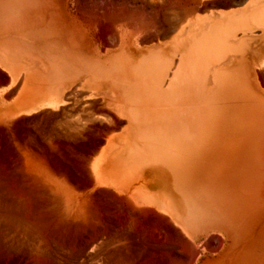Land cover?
Masks as SVG:
<instances>
[{
  "label": "rangeland",
  "instance_id": "rangeland-1",
  "mask_svg": "<svg viewBox=\"0 0 264 264\" xmlns=\"http://www.w3.org/2000/svg\"><path fill=\"white\" fill-rule=\"evenodd\" d=\"M86 1L88 2V4ZM121 1L122 0H0V198H2V200L0 199V201H2V204L0 202V220L2 218V223L4 220L2 217L4 213H11V215H13L14 219L12 218L10 220H13L15 226V223H19L18 219H33V221H35L34 219H37V221H41L40 219H38V217L44 218L42 220H51V218L54 219L59 218L60 216L62 217V215L64 216L66 210L68 209L67 197L81 195V191L77 188V185H80L82 183L81 181L85 183V180H87L86 178H88L89 176L87 171L83 170L84 168L82 165L81 156L85 154L86 151L89 152L90 149H92L94 145L93 142L98 141V138H96L95 136H98L99 134L96 135V132H94L92 133L93 135L88 134L87 136H77L72 138H67L65 136L63 137L60 133V130L58 129V126L59 128H61V122L58 120L60 122L59 124V122L56 120L60 119L62 115H64L63 113L66 110L67 113L69 112L70 114H72L71 118L73 123H71L73 125L81 124V122L83 121L77 117V112L80 113L79 109L81 107L77 104H86L85 106L88 107L90 102L91 105L94 106L95 102L99 101L96 99H100V97L85 92V94L83 93L85 95L84 96L83 94H81V92H75L72 93V95L68 96L70 98H68L64 103L60 104L50 103L49 98L52 96V93L55 90V82L61 77L62 74H72L74 72L82 71V69L85 67H91L94 68V70L97 69L99 72H106L108 68L111 69V67L115 64L116 55L112 53L103 55V53L99 50L101 49V40H106L108 38L110 39V37L113 35L111 33L112 35H108L110 36L108 38L106 37L107 35H105L106 39H103L101 37L103 33H100L101 31L99 30H103L102 27L105 26V23L108 21V19L106 18L107 16H103L107 20L102 19V15L100 13L105 10V12H103L105 14L107 9L108 11H110L111 9H113L112 11H114V8H117L115 7L116 5L122 6L121 4H119L123 2ZM127 1L128 0L124 2ZM204 1H206L205 3L207 4L209 3L216 6L219 5L223 0H203V2ZM227 1L229 3V8L224 9L220 6H217L214 8V10L222 9L225 12H228L240 9L246 4L248 0ZM45 2L50 3V6L48 7V4L46 5ZM40 3L42 4V6ZM127 3L129 4V2ZM27 6L30 9V12L27 11L29 9L25 8ZM43 6H45V8H43ZM75 6L76 8H74ZM79 6L80 8H82L79 9ZM97 6L98 9H96ZM110 6L112 7L110 8ZM31 7L41 8H37L38 12L36 9H34L37 14H39V16L37 14L33 15V13L36 12L33 9L31 10ZM88 7L90 9L92 8L91 10H93V12ZM125 7L128 8L127 6ZM42 8L46 9L44 13L42 11H39L42 10ZM94 8L96 10H94ZM18 9L20 11H24L25 9L28 14H26L25 11L19 12ZM97 10H99L98 13L100 15L97 12L94 13V11ZM119 10L120 8L117 10V12H119ZM82 12H85L86 15H84L85 13L83 14ZM91 12L94 15L98 14L100 16L99 17L97 15L99 19L96 15V18L93 17ZM21 13H24V16ZM30 13L31 16L28 17ZM88 13H90L91 16H87L89 15ZM113 13L115 14V12H112V14L110 12V16L109 13L105 15H108L110 18H112L113 16L115 17ZM19 14H21L22 17ZM32 15L38 22H34L35 19L33 20L34 17L31 18ZM24 17L30 18V21L32 19V21L35 23L34 25L29 23V21L27 22L29 23V25H33L34 28L33 26H30L29 30L27 29L29 25L27 23L28 26H26V19ZM92 17L94 18V20H91ZM101 19L104 21L102 22ZM262 20L263 19H261V22ZM113 21L110 22V27L107 25L109 29L112 28L111 26H115L113 25ZM100 22L103 24V26ZM115 28L117 30L116 26ZM113 29L111 30L113 31ZM105 30L103 32H105ZM234 33L235 36L232 38L233 40L228 39L224 44H221V47H225L222 55H220L222 52L220 48L218 51L220 53L214 52V50L216 51V48L220 47V45L216 48L214 47V49L212 47L213 52L208 51L209 47H206V52H210L207 59L210 58L211 55L216 58L213 54H216V56L220 55V57L219 62H217L218 65L216 63L212 64V66L217 65L215 71L213 70L214 73L213 71H210L206 76L201 75L203 79L201 77L199 79L202 80H200L202 84L197 85L196 87L195 100L198 102L195 101L196 134L194 160L192 163L193 165L189 167L183 164L184 161L179 162V160H176V155L174 154L177 152L171 146V144L168 143L169 140H176L177 138V133L175 132L176 127H174L176 125V121L170 117L171 109H169L168 105L165 103L158 104L157 102H155L154 104L151 103V105L148 106V119H146L145 121L147 125H145L146 127L143 128L146 129L151 136L154 135L156 137L157 135L156 139L146 145H138L137 148H134L135 152L129 149H125L124 152L115 155L114 158L116 162L120 161L123 163H134L135 161H141L145 159V161H143L144 165L139 168L142 176L145 177V180L150 184V186H153L154 189L159 190L165 195L171 196L173 198L172 200L174 201L175 205L173 207L175 208V210L180 214L183 220L189 221L195 228L196 237L194 240L198 245H203L204 243L209 242L210 239L213 240L214 237H219V235L223 239V243L221 240V242L217 240V243L220 242V246L217 244L218 247H215V250L213 248L212 250L208 251L203 249V247L193 264H221V262L222 264H264V145H261V143L264 144V114L262 113V116H256L260 117L258 120L262 119L260 122L257 119L255 121L252 120V118H255L253 114L256 115V113L258 112L253 111L259 109L261 110V108L263 109L262 111H264V107L262 105L264 104V86H262V84L264 85V80L262 79L264 77V71L260 72L264 70V25H262L261 23L249 24L247 28L244 29V31L237 30ZM112 40L114 39L111 38L110 40L106 41H108L109 43V41L112 42ZM111 44H113V42ZM201 44L202 43L198 42L195 45L199 63H201L200 61H202V59H206L207 56V53L205 52V50H203L206 45H204V47H201L203 46V44ZM133 47L134 44H131V49L126 47L125 52L132 51L134 49ZM199 50L200 52L203 50V53H200ZM204 52L206 53V56L204 55ZM200 56L204 57L200 59ZM227 56H230V59H228ZM214 58L211 57L208 60H215ZM216 59H218V57ZM225 60H227L228 62ZM255 69L256 71H258V69L261 70L257 73ZM260 74L263 77L261 76L259 78L258 76H260ZM257 78L262 79V81H259V79ZM209 80L212 81V83L210 82L211 84H206L209 83ZM259 83L262 84L260 85ZM197 84H199V82ZM199 86H201V88H199ZM251 92L253 94L252 96L254 100L260 99L259 102L258 100H255L256 103H260V101H263L262 104L260 103L261 105H258L260 107L262 106L261 108L258 107V109L257 107H254L256 103L253 99L251 100ZM82 95L84 97H81ZM132 97L137 105L140 103L139 98L145 99L144 96L141 95L140 97H138V95L136 94H134ZM85 99L87 103L85 102ZM251 101H253L252 104H255L253 105L252 109L249 108L248 110V107L252 106ZM66 103H68V105H66ZM63 104L66 105V107L68 106V108L64 106V112L60 107ZM84 110L87 111L88 109ZM198 110L200 111L199 113ZM259 112L260 113L258 114H261V111ZM114 113L113 118L111 119L114 120L116 118L114 121L110 122L109 119H104V122H101V124H107L106 120H109L107 124L108 126L110 125L114 128L120 127L117 131L116 128L114 133H127L129 119L127 113L123 111L122 113L121 111H114ZM79 120H81V122ZM98 120H95V123L99 122L100 124V119ZM101 120L103 121V119ZM120 120L123 121L124 124L119 123ZM113 122H115L116 124L118 123L119 125H112ZM106 124L104 125V127L107 126ZM258 145L261 146L259 147ZM251 150L254 152V155H261L262 153V158L259 155H256L257 158L254 161V159L251 158V156L254 157V155H252L253 153H251ZM255 151H257L258 153H255ZM243 152H246L249 155L248 156L245 153L246 159L250 157L251 161L253 159V163L255 162L256 164V161H258V163L260 164L254 166L255 164L252 165V163L250 162L251 165L255 167L254 170L256 169V167L257 169L259 168V171L257 170L258 172H260L258 174L259 180L251 179L250 183V179L248 178H254V176L250 173L252 171V166L251 168L249 167V173L252 176H248L246 174V179H248L249 183H246L247 180L242 177L240 164L242 161L241 159H243V156L241 157V154H243ZM141 153H144L145 156L142 157L140 155ZM79 154H81V156H79ZM230 155L233 156V158L231 159H233L236 163L235 167L238 166L237 164L240 165L238 171H240L241 174H234V171L236 169H232V167H235L233 166V161L229 157ZM222 158L225 162H230L229 166H232L231 169L233 171L229 170L230 167L227 163H223V165H220L221 161H223ZM258 158L259 160L261 159L263 163H260L261 161L259 162ZM238 159H240V161ZM250 159L248 158V160ZM214 161L220 162H217V164L220 165H217L218 169L222 166L219 169L220 172L217 171V167L215 169L214 167H209L213 165H211V162L215 163ZM243 161L244 162L242 163H247L245 159ZM207 166L212 169V171H217L216 173L218 175L215 174L217 175V178L214 179V177L212 176L215 172L212 175V172H208L209 170ZM245 168L247 169V167ZM247 170L245 171L247 172ZM84 171H86V173ZM157 171L159 172L158 175ZM201 171L203 172V175L200 173ZM229 172L230 175L233 174V176L236 175L237 177V181L235 180L236 177L234 178L236 182L232 177V182L230 179V184L235 183V187L237 182H239L235 188L239 187L241 191L239 189H236V194L235 189H230L231 186H229V183L225 186V184L228 182V179L226 180V178H231V176H228ZM254 173L256 172L254 171ZM194 174L200 181L196 179L197 177ZM155 177H157L159 180L157 178L155 180ZM243 180H245L244 183H246L247 185L253 183L254 184L248 185L249 189L246 186L245 188H243V190H246L243 191L241 189V187H244L245 185H243ZM253 180H258L261 182V184L257 181L258 185H256V182H254ZM75 183L78 184L75 185ZM203 183L206 189H208L207 184L208 186L210 184L209 187L211 188L212 192L210 190L209 194L211 195V197L212 194L217 195L219 194V192H221L218 199L216 195H213V201L209 195V197L211 198L210 199L207 196V192L209 191L206 190L202 193H204L205 196H207V198L210 200H207L206 197H203L201 199L200 197H197L198 194V196L201 195V192H198L201 190ZM36 185L37 187L38 185L40 187L42 186L41 188H44L46 192L44 189V191L41 188L37 189ZM255 185L259 186V189L261 188V190L259 191L261 192L262 196L257 193L259 191H254L253 187ZM29 186H31V188ZM198 186L201 187L199 191ZM205 187H203V191ZM225 187H230L227 189L234 191L233 196L231 195L233 193L231 191L230 193L229 191H227V195H225L226 193L224 194V190H226ZM258 188L256 187L255 189ZM37 190H39L41 193H39V191ZM242 191L243 193H241ZM245 191L246 193H244ZM194 193L198 194H196L195 196ZM38 194H41V197L44 194L43 197L45 196V198H51V203L48 199L51 205H46V203L44 202L45 198L43 199L42 197L40 199V196H38ZM204 194L201 196H204ZM222 194L226 196V201L229 199L227 202H232L230 203L231 207H233V209L230 207L232 213L230 211L227 212L228 210L225 209L230 205L228 206V203L224 201L225 197L224 195L222 196ZM237 194L241 195L240 198H237L238 201L235 200L237 196H235L234 198V195ZM251 194L253 195V197ZM254 194L257 196L259 194L262 200L259 199L258 196V198L255 197L256 199H258V201H256L255 199L254 201L261 202L260 204L255 203L251 199V201L248 202L249 198H254ZM31 195L34 198H32ZM229 195H231V197ZM243 196H246L248 200L244 199ZM220 197L221 199H219ZM222 197L224 198L222 199ZM242 197L243 201L241 200ZM204 198L207 201H213L214 203H208L204 200ZM231 198H234V203ZM35 199L38 202L35 201ZM215 199H217V201L219 200L220 202H225V205L228 207L222 206L223 208L225 207L224 209H222L219 205L220 202L218 203ZM48 200L46 199V201ZM240 200L242 202H240ZM246 200L248 203L246 202ZM27 201L29 202V204ZM236 201L238 203H236ZM30 203L35 204L32 205ZM12 204L14 207L12 206ZM207 204H212V207L213 205H216L215 207L217 209H215V207L212 209L210 206L208 207ZM232 204L235 205L233 206ZM55 206L58 208H56ZM46 207H48V209H46ZM235 207L237 208V210ZM245 207L247 210L249 209V212L244 209ZM259 207L260 210L258 211L257 209ZM32 208H34V212L31 211ZM234 209L236 210L235 212H237L236 214H233ZM240 210L242 211L240 212ZM225 211L228 214L226 221L231 216L230 214L235 215L234 218H236L237 215L241 217L243 216L241 214H249V217L243 216V219H240L242 222L244 221V218H249L251 220V217L256 214L252 219L254 223L253 221L248 223L249 220L247 219L248 222H246L245 220L243 222V225L239 223V226H237L238 224L236 221H238L239 219L236 218L235 221V219L233 220L231 218L232 220L230 225L232 227L230 226V230L228 228L229 224L223 221L225 220V217H223L222 219V215L224 216L226 213ZM222 212L225 213L223 214ZM60 213L63 214L61 215ZM213 213L218 217H215ZM250 214L252 216H250ZM211 215L213 216L212 218H218L219 221L217 219H214V221L212 222V218L210 217ZM206 216L209 217L207 218ZM220 217L222 219L221 222L219 219ZM16 220L17 222H15ZM215 220L218 222H216ZM207 221L210 223H208ZM222 221L224 224L221 226ZM227 224L228 227L225 226ZM14 225L13 229L16 228L14 227ZM3 226H0L1 237H3L2 232L5 233L6 230ZM257 228L259 229V232L257 231ZM242 231L244 234L242 233ZM251 231L252 233L250 234ZM211 233H217V235L212 238ZM207 236L209 237V239ZM1 237L0 243H2L0 244V264H37L34 261L35 258L33 257L32 250L26 247L19 246L20 244L13 245L15 247L16 245L18 246L16 248L13 247L14 250H12L11 245L13 242H10L9 239H5V246L4 238ZM216 239H214L213 242L216 243ZM7 242H10L11 244ZM15 249L19 250V252H17ZM182 249V247H178L179 251H182ZM233 249L236 250L235 253ZM11 252H14L15 255H13L14 253Z\"/></svg>",
  "mask_w": 264,
  "mask_h": 264
},
{
  "label": "bare ground",
  "instance_id": "bare-ground-1",
  "mask_svg": "<svg viewBox=\"0 0 264 264\" xmlns=\"http://www.w3.org/2000/svg\"><path fill=\"white\" fill-rule=\"evenodd\" d=\"M122 1H121L122 3H119L122 6L120 5H119L120 7L117 5L115 6L118 9L120 8L119 12H117L118 9L114 8L113 6L114 11H112L113 9L111 10L109 9L110 11H108L107 9L105 13V14L109 13V16H110V12L111 14L112 12H115V14L113 13L115 15V17L113 16L114 19L112 16H111L112 18H110L108 15H105L103 13L105 12V10L103 11L102 7H101L102 8L101 10L103 12L100 11L101 12L100 14L102 15V19L104 20L108 19L109 21V22L107 21L108 23L104 22L107 28L103 26V24L100 22L101 25L103 26V27L100 26L103 29V30H99L101 31L100 33H103V35L102 34L100 35H102L101 37L103 39H106V37L108 38L113 34L110 37V39L112 38L114 40H112L113 44H111L112 43L111 41H109V43L108 41H106V40H110L109 38L106 40H101L100 42L101 49L99 50L103 53V55H107L109 53L116 55L115 64L111 67V69L108 68L106 72L104 71L99 72L97 69L94 70V68H91L88 66L89 68L85 67L82 69V71L74 72L72 74H68V73L62 74L61 77L55 82V90L53 91L52 96L49 98L50 103L60 104V103H64L68 98H70L68 96L72 95V93H75V92H81V94L85 92V93H90V94L100 97V99L94 98L96 100H99L95 102L94 106L91 105L90 102H89L88 107L85 106L86 104L85 105H82L81 103L77 104V105H80L81 107L80 109L78 108L80 113L77 112L78 114L77 117L83 121L81 122V120H79L81 124L73 125L72 124L73 121L71 118L72 114H70L69 112L68 114L66 110L64 112V109L66 105H68V103H66V105L63 104L62 106H60L62 109L64 108L63 110L61 109L64 112L63 113L64 115H62L60 119L56 118L57 119L56 121L59 120L61 122V125H60L61 128H59L58 126V129L60 130V133L62 134L63 137L65 136L67 138H72V137H77V136H87L88 134H92L94 132H96V135L99 134L98 136H95L96 138H98V141L93 142L94 145L92 149H90L89 152L86 151L87 153L85 152V154H83L82 156L81 154H79V156L82 157L81 160H82V165L84 168L82 169L86 170L89 175L88 178H86L87 180H85V183L83 181H81L82 183L80 185H77L78 183L77 184L75 183V185H77V188L81 191L80 192L81 195L67 197L68 209L66 210V213L64 214V216L62 215L63 213H60L62 217L60 216L59 218H54V219L51 218V220L50 219L42 220L44 218L38 217V219H40L41 221H37V219H34L35 221H33V219L32 220H28V219L19 220L18 219L19 223H15L16 224L15 226L13 220H10L13 218V215H11V213H4L2 216L4 219L3 223L1 222L2 218L0 220V222L2 223V224L0 223V226L4 225L3 227H5L6 229L5 233L2 232L3 237L0 236L1 238H4V243H5V239L7 240L9 239L10 242H13L14 244L12 243L11 245L12 250H14L13 247L16 248L19 244H20L19 246L29 248L30 250H32L33 257L35 258L34 261L37 264H193L203 247H204L203 249L210 251L213 248L215 250L218 247V245L220 246L221 241L223 243V239L220 237V235L219 237L221 239L218 236H216L217 233L216 234L211 233L212 238L216 236L213 238V240L217 238L216 243L213 242L212 239H210L209 242H206L203 245L202 244L198 245L195 242L194 239L196 237V230L189 221L183 220L180 214L175 210V208L173 207L175 206L174 201L172 200L173 198L171 196L165 195L159 190L154 189L153 186H150V184L145 180V177L142 176V173L139 168L144 165L143 161H145V159L141 161H135L134 162L135 164H134L133 162H130V163L129 162L123 163L120 161L116 162L114 158H115V155L124 152L125 149H129L135 152L134 148H137L138 145L139 146L146 145L150 142H153L156 139L157 135L156 137L154 135L151 136L147 132V130L143 128L146 127L145 125H147L145 121L146 119H148V111H149L148 106L151 105V103L154 104L155 102H157L158 104H163V103L167 104L169 109H171L170 117L176 121V125L174 127H176L175 132L177 133L176 134L177 138L176 140L171 139L168 141V143H170L171 146L177 152L174 154L176 155L175 156L176 160H179V162L184 161L183 164L189 167L193 165L192 163L194 160L195 134H196V130H195L196 106H195V103L198 102L195 100L196 98L195 92H196L197 85L202 84L200 82L201 79L199 78L201 77L203 79L202 76H206L210 71H213V70L215 71L218 65L217 62H219V57L220 55H222L223 50H225V47L223 46L221 47V44H224L225 41H227L228 39H232L235 36L234 32H236L237 30L244 31V29H246L249 24L261 23L262 25H264V0H248L242 8L228 11V12H225L222 9L214 10V8L217 6H220L221 8H224V9L229 8V3L227 0L221 1L220 4L216 6L209 4V3L207 4L205 3L206 1L203 2V0H128L127 2H129V4L127 2H124L126 0H122ZM46 5L49 7L50 3H46ZM76 6L74 8H76ZM125 6H127L128 8H126ZM111 7L112 6H110V8ZM25 8L29 9L28 6ZM37 8L31 7V10L36 9L38 12V9H41V8H38V9ZM43 8H45V6H43ZM43 8L42 10H39V11H42L44 13L46 9H43ZM81 8L79 6V9ZM96 9H98V6ZM96 9L94 8V10ZM99 10L94 11V13L96 12L98 13ZM24 11L26 12L25 9ZM24 11L19 10V12H24ZM27 11L30 12V9ZM91 11L93 12V10ZM37 12L33 13V15L37 14ZM92 12L91 14L95 18L99 14V13L95 14L96 15L95 16ZM21 14L19 15L21 16ZM26 14H28V12H26ZM88 14L89 15L87 16H91L90 13ZM33 15L31 18L34 17ZM37 15L39 16V14ZM84 15H86V13ZM30 16H31V13L28 17ZM103 16L104 17L107 16L106 17L107 19L104 18ZM26 17H24L26 19V22H25L26 26H28L29 23L34 25L36 22H38L35 19V17L33 18V20L35 19L34 21L35 23L32 21V19L30 21L29 20L30 18H26ZM93 17L91 18V20H94ZM111 19H113L114 21ZM261 19H263L262 22H261ZM104 20H102V22ZM27 21H29V23ZM112 21H113V25L117 27V30H116L115 26L114 27L111 26L112 27L111 29L114 28L113 29L114 32L111 29H109L110 27L109 25L111 24L110 22ZM95 22H96V19H95ZM31 24L27 27L28 30ZM104 30L105 32H103ZM128 31L131 33H129ZM105 35L107 36L105 37ZM198 42L203 44V46L201 47H204V45H206L205 48H203L205 52L208 47L210 48V50L208 48V51H212L214 47L216 48L217 46L220 45V47H217L216 48L217 50L216 51L214 50V52H218L220 48V50L222 51L221 54L220 55L217 54L218 56H216V54H213L216 58L218 57V59L214 58L211 55L210 58L212 57L215 60H208L210 59V58L207 59V57L209 56L208 54L210 52L208 53L207 51L206 52L207 56L205 55L206 53L204 52V55L206 56V59H204L205 61L202 59L204 56L203 57L200 56V59H202V61H200L201 63H199L197 50L195 47V45ZM131 44H134V47H133L134 49L132 51L125 52L126 47L131 49L130 48ZM202 51L200 52L199 50L200 53H203ZM229 57L227 56L228 59H230ZM213 63H216L217 65L212 66ZM210 67L211 68L214 67V68L211 69ZM261 69H258V71H260ZM258 71L256 72L258 73ZM263 71L264 70L260 72H263ZM261 74L260 76H258L259 78L262 76ZM262 79L264 80V77ZM262 79H259V81L260 80L262 81ZM198 82L199 84H197ZM210 82L212 83V81L209 80V83H206V84H211ZM262 86L264 85L262 84ZM199 88H201V86H199ZM134 94L138 95V97L142 95L145 97V99L139 98L140 103L137 105V103L134 101L132 97ZM83 95L81 97L85 96ZM252 95L253 94L251 92V96ZM252 99L254 100L253 96L251 97V100ZM255 100L256 101L258 100L259 102L260 99H255ZM85 102H86V99H85ZM252 102L253 101H251V104ZM258 102L256 104L253 103L252 106L249 105L250 107H248V110L249 108L252 109L254 104H255L254 107L261 108L262 106L260 107L258 105L260 103L262 104L263 101H260V103ZM262 105L264 107V104ZM66 108H68V106ZM84 109H88V110L86 111ZM262 110L263 109L261 108V110L259 109V110L253 111V112H257V111L258 112L256 113V115L253 114L255 118H252V120L254 121L256 119L258 120L260 117H256V116H259V115L262 116L264 114V111ZM81 111H83L84 113ZM114 111H121V113L123 111L127 113L129 117L127 133H124V134L114 133L115 129L117 128L116 129L117 131L119 130L120 127L114 128V127H111L110 125L109 126L107 125L109 120L110 122H112L116 119L115 118L114 120H111L113 118V115L115 114ZM259 111H261V114H258L260 113ZM199 112L200 111L198 110V113ZM98 119H100V124L97 121H96L97 123H95V120H98ZM101 119H103V121ZM104 119H109V120H106L107 124L106 123L105 124L107 126L105 127H104L105 124H101V122H104ZM261 120L262 119L258 121L260 122ZM263 120H264V116H263ZM120 121L119 123L124 124L123 121L121 122ZM115 122H118V121H115ZM115 122H113L112 125L116 124ZM117 124L115 126H117ZM261 145H264V144L261 143ZM261 145H258V146L260 147ZM244 151H245V148H244ZM256 152L257 151H255V153ZM245 153L243 152V154H241V157L243 156V159H241L242 161L240 164L241 165L240 171L242 173V177H244L245 179L247 175L250 176L252 174L254 176V178L247 177L248 179H250V183H251V179L255 180L259 178L258 177L259 176L258 174L260 173L258 172L259 168L257 169L256 167V169L254 170L255 168L254 166H256L259 163L258 161H256L257 162L256 164L255 162L253 163V159L255 161L257 158L256 155H259V154L254 155V152L251 150V153H253L252 155H254V157L251 156V158H253L251 161L250 157H248L250 160H248V158L247 159L245 158L247 154ZM223 154H224V151H223ZM140 155L142 157L145 156L144 153H141ZM259 156L261 157L262 153ZM229 157L230 159L233 158V156L231 155ZM244 159L246 161L247 160L249 161V162L247 161V163L251 162L252 165L254 164L255 165L252 166L251 163L250 164L245 163L246 164L245 165L244 163H242L244 162L243 161ZM231 160L233 161L231 162L234 163L233 166L235 167V164H236L235 161L233 159ZM238 160L240 161V159ZM223 161H221V163L219 161L217 162L220 163V165L221 164L223 165V163L224 164L227 163L228 166L230 165V162L228 161L223 162ZM217 162H215L216 164L211 162V165L213 164L214 166L212 165L209 167H212V168L214 167L215 169L217 165L220 166L219 164H217ZM259 162L263 163L261 159L259 160ZM237 165H236L237 167L235 168H233L232 166H229L230 171H233L232 169L237 170V171L236 170L234 171L235 172L234 174L237 173L236 175H238V173L241 174L240 171H238V168H240V165L239 164ZM209 167H208V170H209L208 172L210 173L212 172L211 173L212 175L215 171H212V169H210ZM221 167H219V169ZM245 167H247L248 170ZM249 167L251 168L252 171L254 170L256 173H254V171L253 172L251 171L250 172L251 174H250ZM216 169L217 171L220 172L218 167ZM245 170H247L248 173ZM86 171L84 172L86 173ZM216 172L212 175L214 179L217 178V175H218ZM200 173L203 175L202 171ZM158 174L159 172L157 171V175ZM236 175L235 176H233V174L230 175V172H229L228 176H231V178L227 177L226 180L228 179L227 180L228 182L226 184L225 183L223 184H225V186L228 183L230 184V179L232 182V177L234 180ZM156 178L157 177H155V180ZM196 179L198 180V177ZM236 179L237 177L235 178V180ZM248 179L246 180L248 181ZM258 180L254 181L256 182V185H258L257 184ZM244 181L245 180L242 181L243 185L245 184L244 187H241L242 190L246 186L248 187V185L254 184L253 183V184L247 185L246 183H249V181L248 182L246 181V183H244ZM258 182L261 184L260 181ZM238 183L239 182H237V184ZM232 184L229 185L231 186V188L230 187H227V188L235 189V194H236L237 193L236 189H239V187L235 188L237 184L235 185V187H234L235 183H232ZM209 186L207 184L208 189H206V187L204 186V183H203L202 188L198 186L199 187L198 191L201 188V190L198 193L201 192V195H203L204 193L202 192H205V190L209 191L207 192L208 194L206 193L207 196L209 197L210 195L209 193L211 190ZM255 186L254 187L252 186L254 188V191L261 190V188L260 189L258 188L259 186H256L258 189H255L256 188ZM29 187L31 188V186ZM41 187L39 185L37 187L36 185L37 189ZM203 187H205L204 191L202 190ZM227 188L225 187L226 190H224L225 192L223 191L224 194L227 191H229L230 193L231 190L230 189L228 190ZM32 189H33V186H32ZM41 189L43 190L44 188H41ZM40 191L39 193L42 192ZM243 191L241 193H243ZM231 192H233L231 194L233 196L234 191H231ZM220 193L221 192H219V194ZM227 193L225 195H227ZM244 193H246V191ZM257 193L261 195L260 191ZM219 194L217 195L212 194V197L211 195L210 197L213 200L214 198L213 195H216L218 199ZM224 194H222V196ZM247 194H248V191H247ZM198 195L197 197L198 198L200 197V199L203 197L207 198L205 194L204 196H201V195L198 196ZM225 195H224L225 198L222 197V199L223 198L225 199L224 201H226L227 199ZM231 195L229 196L231 197ZM38 196H40V199L42 198L41 194L40 195L38 194ZM235 196L237 197L235 198ZM240 196H241L240 194L234 195L235 200H237L238 197L240 198ZM258 196L254 194V198L252 199L253 197L252 195V197L249 198L248 202H250L251 200L254 201V199L258 201V199H256L258 198ZM243 197L241 198L242 201H243ZM44 198L45 196L43 197V199ZM234 198L233 199L231 198L232 201L234 200ZM0 199L2 200V198ZM46 199L50 200L51 198H45V201H44L46 205L47 204L51 205L50 204L51 200L49 203V200L46 201ZM210 199L207 198V200H210ZM217 199L215 200L217 201ZM219 199H221V197ZM244 199L248 200L246 196L244 197ZM259 199H261L260 196H259ZM204 200L207 201L205 198ZM241 200L240 202H242ZM35 201L37 200L35 199ZM213 201L212 202L207 201V202L213 204L214 203ZM227 201L226 203H228V206H229L230 203L232 202H227ZM237 201L236 203H238ZM0 202L2 204V201ZM217 202L219 203L220 201L218 200ZM222 202H220L219 205L221 206L222 209H224L225 207L223 208L222 206H226L225 205L226 203L225 202L222 203ZM255 203L260 204L261 202H255ZM212 204L210 205L207 204V205L208 207L210 206L213 209L216 205H213L212 207L211 206ZM232 205L234 206L235 204H232ZM230 207L231 205L228 207L230 210L228 208H225L226 210H228L227 212L229 211L231 212V208L233 209V207L231 208ZM32 209L31 211L34 212V208ZM46 209H48V207H46ZM215 209L217 208L215 207ZM244 209L247 212H249V209L247 210L246 207ZM236 210L234 209V212ZM257 210L259 211L260 207ZM241 211L242 210H240V212ZM227 212L225 213L224 216L222 214L221 215H222V219L223 217H225V220L223 221L229 224V227H228V224L225 226L228 227L230 230L232 227L230 225L232 219L233 220L235 219L236 221V218H238L239 220L236 222L238 224L237 226H239V223L243 225V222L245 220L246 222H248L249 220L248 223L252 222L253 221L252 219L256 215L255 214L253 217H251V220L249 218H247L248 220L244 218V221L242 222L240 219H243L242 218L243 216L249 217V214L246 215L247 213L244 212L246 213L245 215L241 214L243 215L241 217L237 215L238 217L236 216V218H234L235 215L230 214L233 217L230 216L229 217L230 219L228 218V220L226 221L228 217ZM234 212L233 214L237 213V212L235 213ZM213 215L215 214L213 213ZM216 216L217 215H215V217ZM250 216L252 215L250 214ZM210 217L212 218L213 216L211 215ZM215 217L212 218V222L214 221V219L218 220V218H215ZM219 219L221 222L222 220L221 217ZM223 221L221 223V226L224 224ZM15 222H17V220ZM13 225L14 227H16L15 229H13ZM257 231L259 232V229ZM3 233L5 234V236ZM251 233L252 231L250 232V234ZM217 240L219 241L221 240V241L220 242L218 241L219 243H217ZM10 242H7V243H10ZM15 242H18V243H15ZM204 242H205V239H204ZM15 244H18V245H16L15 247L13 246ZM5 246H6V243H5ZM178 247H182L183 248L182 251H179ZM16 251L19 252V250H16ZM235 251L236 250H234V253ZM14 252H11V253H14ZM13 255H15V253Z\"/></svg>",
  "mask_w": 264,
  "mask_h": 264
}]
</instances>
